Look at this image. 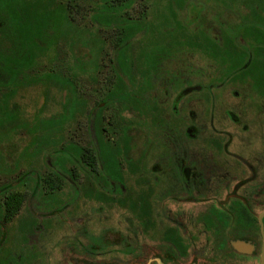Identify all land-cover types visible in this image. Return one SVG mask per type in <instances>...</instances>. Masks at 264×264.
Listing matches in <instances>:
<instances>
[{
  "label": "rangeland",
  "instance_id": "1",
  "mask_svg": "<svg viewBox=\"0 0 264 264\" xmlns=\"http://www.w3.org/2000/svg\"><path fill=\"white\" fill-rule=\"evenodd\" d=\"M31 1H36L35 7L40 10L44 7L56 9L67 3L69 22L54 21L52 30L47 34L43 32L41 41L61 38L50 43L46 50L36 51V62L29 75L58 71L63 76H72L77 98L83 103L79 109H66L63 90L37 82L17 87L13 92L7 104L8 108L17 110L13 123L11 120L4 122L0 116L3 118L2 126L0 123V185L12 181L15 183L13 191L26 192L28 196L19 212V220L37 221L36 225L27 228L28 237L24 238L31 234L32 239H85L90 233H100L98 225L102 224L115 229L108 232L114 235L112 238L129 234L124 229L121 231L119 226L132 220L129 211L132 205L126 204L135 197L139 174L135 170L129 174L124 194L116 195L107 203L91 200L94 196L100 198V194L106 192L105 188L96 185L95 193L98 194H92L88 169L78 164L76 158L65 155L66 148L73 144L93 149L98 147L102 140L97 129L98 119L108 129L102 132V138H111L123 147L124 154L119 158L124 161L126 171L132 170L129 165L132 168H136L139 162L144 165L141 177L150 180L146 183L149 191L160 190L159 183L151 187V166L160 155L171 157L170 150H173L174 155L168 157L167 163L173 159L172 166H175L165 169L159 176L170 181V192L179 197H197L202 177L199 170L201 141L189 137L186 129L190 125V111L208 120L218 112L212 88L218 83V66L215 51H212L216 46L210 36L222 39L221 49L228 46L230 53L246 54L245 60L253 58V66L242 80L253 77L254 81H260V89L264 79V8H260L257 18H249V14L264 6V0H222L220 9L217 7L219 0H131L127 9L119 11L113 8L109 11L105 0ZM224 7H227L226 11H220ZM43 19L39 20L45 24ZM245 24L248 31L256 29L261 31L260 34H242L241 27L244 28ZM227 29L236 32L235 40L228 39ZM40 31L35 30L39 35ZM123 43L128 46L132 58H136V65L127 72L134 84H127L137 93L141 91L140 87L145 88L139 102L134 97L128 100L115 98L124 90L119 87V71L113 65V58ZM40 45L44 43L40 42ZM163 45L172 59L157 71L144 61L139 62V53L148 54ZM222 58L220 62L227 59ZM238 61L241 64L243 57ZM192 85H201V88L175 102L181 90ZM11 88L1 87L0 95ZM110 95L113 99L109 100L101 117L98 106ZM37 115L39 118L57 116L63 123L47 131L33 126ZM165 149L168 151L162 153ZM186 165L196 172L190 179L181 172ZM73 166L75 184L68 176L69 168ZM57 169H60L62 178L60 188L50 197L33 193L39 177L57 176ZM105 174L101 171V175ZM169 205L197 206L175 201ZM47 206L52 209L48 211ZM37 210L45 213H39V218L35 216Z\"/></svg>",
  "mask_w": 264,
  "mask_h": 264
},
{
  "label": "flooded vegetation",
  "instance_id": "2",
  "mask_svg": "<svg viewBox=\"0 0 264 264\" xmlns=\"http://www.w3.org/2000/svg\"><path fill=\"white\" fill-rule=\"evenodd\" d=\"M219 2L217 7L220 9L223 1ZM260 8L264 6L251 11L249 18H257L258 11L262 10ZM226 9L227 7H224L220 11ZM241 28L244 35H259L261 32L256 29L248 31L247 24ZM27 30L29 33H22L28 34L27 37L40 40L41 35L43 36V31H40L39 35L31 29ZM226 31L230 37L228 39L235 40L236 32L230 29ZM210 37L213 38L214 47L216 46L212 51H215L216 67L218 66V83L212 88L218 116L216 118L215 114L208 120L190 111V125L186 129L189 137L201 141L199 170L202 177L199 195L179 197L170 192V181L159 176L165 169L175 166H172L173 159L170 164L167 163V154L160 155L161 161H155L150 168L153 183L151 187L159 183L160 190L149 191L146 183L150 180L141 177L144 165H140V162L136 168L129 165L132 170L126 171L124 161L119 158L124 154L123 147L111 138H102V132H107L108 129L100 124L101 119H98L97 129L102 139L98 147L93 149L73 144L66 148L65 155L71 159L76 158L78 164L88 169L92 194H98L95 193L96 185L105 188L106 192H102L100 198L94 196L91 200L107 203L116 195L124 194L129 174L133 173V170L139 174L135 197H132V201L126 199L130 201L126 205H132L130 210L127 209L131 212L132 220L122 227L119 226L121 231L124 229L129 234L112 238L114 235L108 232L115 229L108 224H102L98 225L100 233H90L85 239H32L31 234L29 238H24L28 237L27 228L36 225L37 221L29 218L19 220V212L28 194L24 191H13L15 183L6 181L0 185V264H264V79L260 89V81H254L253 77L243 81V76L247 75L249 68L253 66V58L245 60L246 54L241 55L233 51L230 53L228 46L223 50L220 48L222 39L219 36ZM124 45L118 47L113 58V65L119 71V87H124L115 98L128 100L134 97L139 102L145 88L140 87L141 91L137 93L127 84H134L127 72L131 66L136 65V58H132L128 46ZM155 46L157 48V44ZM169 54L163 45L148 54L139 53L138 58L139 62L144 61L157 71L167 60L172 59ZM224 56L227 59L220 62ZM242 57L243 62L239 64L238 60ZM8 76L10 75L0 72V78L5 77V80H0V88H11ZM40 82L48 87L54 85L63 90V106L68 105L66 109H79L83 103L77 98L72 76L69 81ZM200 88L201 85L183 88L176 96L175 102ZM11 89L0 95V105L10 102ZM110 99H113L111 95L103 98L99 104L101 117ZM201 104L202 107L204 100ZM4 115L0 112V116ZM51 118L56 122L53 128L63 123L57 116ZM45 119L48 118H39V124L43 126ZM197 120H200V123ZM0 121L2 126V117ZM165 151L168 150L165 149L162 153ZM170 151L172 154L169 158H172L173 150ZM128 161L130 163V160ZM101 171L106 174L101 175ZM181 172L187 179L196 174L188 165L182 167ZM60 173V169H57V176H40L33 193L50 197L60 188ZM68 176L75 184L74 166L69 168ZM15 195L21 197L22 202L13 214ZM172 201L197 206L172 207L169 205ZM102 208L101 210H104ZM45 209L49 211L52 208L47 206ZM39 211L37 210L35 216L40 218L39 213L45 211Z\"/></svg>",
  "mask_w": 264,
  "mask_h": 264
},
{
  "label": "trees",
  "instance_id": "3",
  "mask_svg": "<svg viewBox=\"0 0 264 264\" xmlns=\"http://www.w3.org/2000/svg\"><path fill=\"white\" fill-rule=\"evenodd\" d=\"M105 1L107 5L106 7L109 11L111 8H113L115 11H119V9L125 10L132 3L131 0ZM35 2L36 1L31 0H0V72L10 75L8 76L10 78L8 82H10L12 86V96L14 95L13 92L17 90L16 88L24 86V84L36 83L40 82L41 80H45L47 82L49 80H71V76H63L62 73L58 71L29 75V72H31V69L33 68L34 62H36V51L46 50L50 43L56 42V40L61 37H51L50 40L41 41L34 37H27L28 34L23 35L22 33L28 32L27 29H31L33 31L38 29L40 31L39 28L43 26L42 31L44 34H47L52 30V24H54V21L65 20L69 22L67 3L66 5L64 4L65 6L58 5L56 9L44 7L43 11L40 10L39 7H35ZM41 18H45L43 19L45 24L39 20ZM32 22L34 23L32 24ZM68 28H70V26ZM72 32L73 30L70 29V33ZM40 42L44 43V45H40ZM123 45L124 43L121 46L123 47ZM0 80L3 79L0 78ZM67 106L68 105L65 104V107ZM0 108H6L4 110H0V112L5 114L2 116L4 118V122L11 120L13 123L17 118V110L8 109L7 104H1ZM39 123V116H36V121L34 122L33 126H42ZM42 124L43 128H46L47 131H50V129L56 125V122L54 119L48 118L45 119L44 123ZM21 202L22 198L15 195L12 205L13 214L17 212L21 206Z\"/></svg>",
  "mask_w": 264,
  "mask_h": 264
}]
</instances>
